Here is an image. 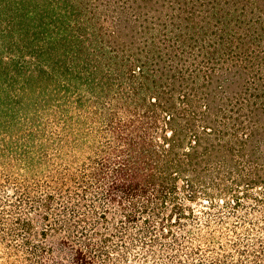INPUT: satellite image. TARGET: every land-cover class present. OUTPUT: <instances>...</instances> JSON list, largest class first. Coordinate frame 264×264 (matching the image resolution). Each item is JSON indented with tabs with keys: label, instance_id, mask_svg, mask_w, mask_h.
Returning a JSON list of instances; mask_svg holds the SVG:
<instances>
[{
	"label": "trees",
	"instance_id": "1",
	"mask_svg": "<svg viewBox=\"0 0 264 264\" xmlns=\"http://www.w3.org/2000/svg\"><path fill=\"white\" fill-rule=\"evenodd\" d=\"M0 264H264V0H0Z\"/></svg>",
	"mask_w": 264,
	"mask_h": 264
}]
</instances>
